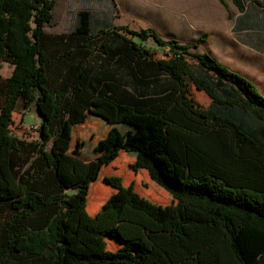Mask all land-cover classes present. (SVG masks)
<instances>
[{
    "label": "trees",
    "instance_id": "trees-1",
    "mask_svg": "<svg viewBox=\"0 0 264 264\" xmlns=\"http://www.w3.org/2000/svg\"><path fill=\"white\" fill-rule=\"evenodd\" d=\"M53 7L0 0V61L12 66L0 76V264H264V96L251 80L196 50L206 34L95 27L88 10L49 34ZM18 105L37 111V139L11 132ZM87 119L123 141L89 160L45 147ZM121 150L171 203L107 175L114 192L88 212L91 183Z\"/></svg>",
    "mask_w": 264,
    "mask_h": 264
},
{
    "label": "rangeland",
    "instance_id": "rangeland-1",
    "mask_svg": "<svg viewBox=\"0 0 264 264\" xmlns=\"http://www.w3.org/2000/svg\"><path fill=\"white\" fill-rule=\"evenodd\" d=\"M53 1L52 19L45 26V31L49 34L70 32L75 27L78 12L88 10L93 14L95 27L98 24L108 23L112 26H125L136 31L144 28H153L164 39L173 38L187 43H191L198 38H185L194 36V31L204 32L209 37L214 32V29L228 25L231 22L230 13H232L234 8L231 0ZM145 43L154 50L157 57L164 56L165 49L158 47L152 38ZM196 50L199 51V48L197 47ZM11 71L12 66L9 63L0 61V76L7 77ZM252 83L260 93L256 84ZM190 95L202 107H206L210 101L204 91H199L193 86L191 87ZM39 121L40 117L33 106L25 110L22 109L21 105H18L17 111L12 114L10 129L13 134L21 138L37 139ZM92 123V119H87L85 123L80 125L65 126L61 136L57 140L51 139L48 141L45 147L48 149L49 145L51 147L56 145L89 160L101 153L105 147L117 145L123 141L125 137L123 129L110 128L115 131L111 130L106 137V133L109 131L108 126L102 124L101 128L96 130L95 124L92 126ZM105 141L106 144H104ZM134 159L133 155L126 153V156L119 155L114 161L105 165L101 169L96 182L90 185L87 197L90 198L100 188L102 189L101 200L105 201L111 194V187L103 183L102 178L107 175H116L120 176L127 185L132 183L139 194L146 193L149 195L140 194L149 201L161 205L171 203V195L153 182L145 169L133 170L130 167ZM87 210L91 214L88 202Z\"/></svg>",
    "mask_w": 264,
    "mask_h": 264
},
{
    "label": "crops",
    "instance_id": "crops-1",
    "mask_svg": "<svg viewBox=\"0 0 264 264\" xmlns=\"http://www.w3.org/2000/svg\"><path fill=\"white\" fill-rule=\"evenodd\" d=\"M231 1L234 5L229 16L231 22L226 26H219L212 35L206 36L198 45L199 51L209 53L230 70L254 82L264 95V0ZM194 32V36L185 38L191 39L205 34L201 31ZM121 153L126 156L122 150L118 156H122ZM101 192L102 189L98 188L90 198L87 197L89 210L93 214L104 202L101 200ZM113 192L111 187L110 193ZM96 194H99V200L95 199ZM140 194L149 196L146 193Z\"/></svg>",
    "mask_w": 264,
    "mask_h": 264
},
{
    "label": "water",
    "instance_id": "water-1",
    "mask_svg": "<svg viewBox=\"0 0 264 264\" xmlns=\"http://www.w3.org/2000/svg\"><path fill=\"white\" fill-rule=\"evenodd\" d=\"M50 148H51V145H49L48 149H50Z\"/></svg>",
    "mask_w": 264,
    "mask_h": 264
}]
</instances>
